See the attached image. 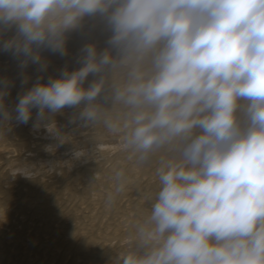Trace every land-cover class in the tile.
Wrapping results in <instances>:
<instances>
[{
    "label": "clouds",
    "instance_id": "1",
    "mask_svg": "<svg viewBox=\"0 0 264 264\" xmlns=\"http://www.w3.org/2000/svg\"><path fill=\"white\" fill-rule=\"evenodd\" d=\"M86 19L106 46L86 43L80 67L38 77L14 118L38 109L36 128L77 108L71 123L120 134L138 166L156 162L150 211L117 264H264V0H0V33L15 28L2 50L43 72L42 50L66 56ZM113 180L109 207L129 177L118 168Z\"/></svg>",
    "mask_w": 264,
    "mask_h": 264
},
{
    "label": "bare ground",
    "instance_id": "2",
    "mask_svg": "<svg viewBox=\"0 0 264 264\" xmlns=\"http://www.w3.org/2000/svg\"><path fill=\"white\" fill-rule=\"evenodd\" d=\"M14 34L15 28L0 33V80L10 82L4 103L13 115L0 129V233L9 240L7 246L0 236V264H117L119 255L135 249V225L150 211L158 186L156 162L138 166L120 134L71 123L77 108L65 107L36 128L38 109L28 124L14 118L18 96L38 77L47 83L65 67L77 69L80 48L89 42L104 48L107 33L86 19L68 33L66 56L42 50L48 64L43 72L31 63L21 69L19 59L2 50L3 40ZM91 80L90 75L84 86ZM118 168L125 169L129 183L109 207L106 198Z\"/></svg>",
    "mask_w": 264,
    "mask_h": 264
},
{
    "label": "rangeland",
    "instance_id": "3",
    "mask_svg": "<svg viewBox=\"0 0 264 264\" xmlns=\"http://www.w3.org/2000/svg\"><path fill=\"white\" fill-rule=\"evenodd\" d=\"M0 236L3 238L4 243L7 244V246H8L9 240L6 238L7 234L4 230L0 233ZM59 260H62V258H59Z\"/></svg>",
    "mask_w": 264,
    "mask_h": 264
}]
</instances>
